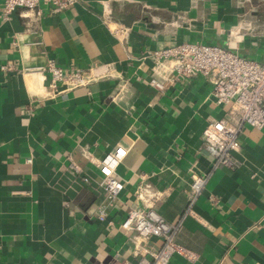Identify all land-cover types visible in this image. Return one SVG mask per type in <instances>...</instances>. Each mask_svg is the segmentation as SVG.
<instances>
[{"label":"crops","instance_id":"obj_1","mask_svg":"<svg viewBox=\"0 0 264 264\" xmlns=\"http://www.w3.org/2000/svg\"><path fill=\"white\" fill-rule=\"evenodd\" d=\"M2 1L0 264L134 261L119 226L128 208L177 220L191 175L211 164L203 129L224 112L201 77L155 89L140 56L197 41L264 63V0H77L59 12L40 3L38 18L23 8L5 18ZM106 15L129 28L124 38ZM50 60L93 80L52 96L48 73L26 71ZM238 141L239 166L216 167L183 218L176 240L192 258L174 254L170 264H264V130L244 126ZM118 145L124 189L100 221L98 162Z\"/></svg>","mask_w":264,"mask_h":264},{"label":"built area","instance_id":"obj_2","mask_svg":"<svg viewBox=\"0 0 264 264\" xmlns=\"http://www.w3.org/2000/svg\"><path fill=\"white\" fill-rule=\"evenodd\" d=\"M77 0H3L2 13L5 18L16 8L33 11L36 18L42 15L40 3L52 12H59L72 6ZM107 28L121 38L127 35L128 27L104 17ZM148 59L149 83L160 92L166 91L176 82L201 77L211 86L217 104L224 107L219 118L205 125L203 145L211 157L206 170L193 173L189 185L190 198L182 215L175 221L166 220L153 206L132 205L119 223L134 243L135 260L123 259L119 264H170L174 254L188 259L192 253L181 246L176 236L181 229L183 218L192 212L196 196L201 192L211 172L218 166L235 168L241 151L238 141L244 126L264 130V63L240 55L230 45L183 41L167 47L147 51L140 56ZM10 63L1 66L10 70ZM49 74L44 89L50 95L64 90L86 86L93 77L90 72L80 68L63 70L53 61L43 66L27 69ZM126 154V148L118 145L107 152L98 162L100 186L105 193V201L97 209V218L105 221L108 207L119 197L124 189V180L118 175L117 167ZM69 167L77 169L73 161ZM112 225V221H108Z\"/></svg>","mask_w":264,"mask_h":264}]
</instances>
